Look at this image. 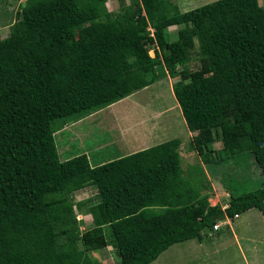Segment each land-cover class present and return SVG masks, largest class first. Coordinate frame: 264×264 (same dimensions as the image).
I'll return each mask as SVG.
<instances>
[{"label": "trees", "instance_id": "obj_1", "mask_svg": "<svg viewBox=\"0 0 264 264\" xmlns=\"http://www.w3.org/2000/svg\"><path fill=\"white\" fill-rule=\"evenodd\" d=\"M120 2L111 11L106 0H23L0 37V264H98L89 251L108 245L111 264H149L225 217L253 207L264 216V5ZM194 51L200 64L187 75L179 67ZM165 75L179 76L172 90L191 149L204 163L248 154L261 186L236 194L223 183L228 205H211L184 175L178 137L95 166L86 153L59 158L56 130ZM88 186L93 225L80 230L85 201L72 196Z\"/></svg>", "mask_w": 264, "mask_h": 264}, {"label": "rangeland", "instance_id": "obj_2", "mask_svg": "<svg viewBox=\"0 0 264 264\" xmlns=\"http://www.w3.org/2000/svg\"><path fill=\"white\" fill-rule=\"evenodd\" d=\"M168 1L176 4L175 0ZM199 1L201 2H198V0H190V3H199L196 5L199 6L213 0ZM22 2L23 0H0V37H5L8 34L9 23L17 19ZM259 3L264 5V0H259ZM105 4L111 11H118L121 7L120 0H106ZM179 27V25L167 27L166 31L170 41L177 38V30ZM149 54L154 56V50L150 49ZM199 58L200 56L194 51L191 54L190 61L180 66V70L189 75L190 72L199 67ZM155 70L161 76L166 74L162 66L156 67ZM178 78L179 76L170 78L169 80L167 75H165V77L157 80L145 90L127 98L125 97L122 101H119L120 103H115L114 109L117 114L116 116H118V119L122 116V120L114 119L116 116L110 114L108 109H101L98 114L94 115V113L84 118L82 123L76 124L75 122L78 120L67 123L65 126H72L71 124L75 126L70 127L66 132L69 133L72 128L76 129L80 125L85 126L82 132L85 133L86 129L90 132L88 136L90 138L89 142L94 141V139L98 141L103 139L104 142H108L105 149L112 156L125 153L122 149H118L116 140L118 137L115 134L117 132L115 131L114 133L110 128L113 125H116L113 128L116 130L119 129L118 127L120 125L122 127H128L127 124L134 123L137 120L139 122L140 120L144 126L156 127L159 138L156 135H152V137H155L153 142L156 144L174 137H179L182 140L180 156L182 157L181 167L184 175H195L193 176L196 177L195 182L197 180L200 182L202 185V194H208V201L212 205L217 204L221 206L225 203V200L229 199L227 196H230V193L224 184H227L228 188L234 189L233 192L236 194L261 186L263 178L260 175L259 168L254 163L253 158L249 157L248 154H241L236 159L226 157L225 154H222V161L217 162L214 160L211 163H204L203 165L201 156L197 151L188 149L189 139L187 132H189V129L180 109L177 111V118L175 120L176 127L169 129V124L172 123V120L171 116H167L171 113H165L167 102H170L171 99L173 100L170 94L169 83ZM153 114L157 116V118L154 116L157 120L150 117ZM113 120L114 123L110 124ZM178 124L181 125L180 128H177ZM145 130L143 128L142 133ZM127 137L131 138L129 135ZM81 144L85 145L82 142ZM212 147L219 149L221 144L220 142H214ZM93 151L91 150L90 155L94 156L97 153ZM199 170H201V174ZM224 189L227 190L228 194L220 195L219 190ZM214 190L217 194L214 193ZM95 193L96 189L93 186L85 187L73 193V203L85 201L81 211L78 210L79 212L77 213V218L81 220L80 230H86L93 225L91 215L87 214V207L93 203V201L91 202L89 200L93 198ZM222 198L224 199L221 200ZM219 200L221 201L219 202ZM209 232L211 235H206V232L202 231L203 239L201 243L197 241V238H193L172 244L149 264H259L254 258L256 257V253L264 255V216L257 208L244 212L238 218H233L230 224L221 223L219 230H210ZM89 255L92 259H97L98 264H111L117 259L110 245L101 249L91 250L89 251ZM261 262L264 264V257H262Z\"/></svg>", "mask_w": 264, "mask_h": 264}, {"label": "crops", "instance_id": "obj_3", "mask_svg": "<svg viewBox=\"0 0 264 264\" xmlns=\"http://www.w3.org/2000/svg\"><path fill=\"white\" fill-rule=\"evenodd\" d=\"M175 1H176L177 6L179 7V9L181 11H186V10L192 9V8L196 7V5L199 4V3H196V4L190 3V0L189 1L188 0H175ZM198 2H201V1L198 0ZM167 77L170 80V77L168 75H167ZM169 84H170V86H169ZM169 84H168V86L170 87V94H171V97L173 98V100L171 99L170 102H167V105L165 106L166 107L165 108L166 109L165 113H171L170 115L167 116V117L171 116L172 123L169 124L170 125L169 129H171V128H175L176 127L175 120L177 118V111H179L178 109H180V108H179V105H178V103H177V101H176V99L174 97V94H173V90H172V87H171L172 86V82L169 83ZM148 87H150V85L147 86V87H144V88H142V89H140V90H138V91H136V92H134V93H132L130 95H128L127 97H129V96H131L133 94H136V93H138V92H140L142 90H145ZM151 95H152V93H151ZM119 101H122V99H120V100L108 105L105 108H102V110L103 109H108L110 114L116 116L117 114H116V111L114 109V105H115V103H117ZM100 111H101V109L96 111V112H94L95 114L94 113L93 114L96 115ZM113 112H115V114H113ZM154 116H156V115L153 114L150 117L156 119L157 116H156V118ZM86 117H89V115L85 116L84 118H86ZM84 118H82V120L81 119L78 120L75 123L76 124L82 123ZM114 119L122 120V116L119 117V119H118V116H116V117H114ZM113 123H114V120L112 122H110V124H113ZM71 125L72 126H70V125L65 126L64 125L62 128L56 130L55 133H54V140H55V145H56V148H57V152H58L59 158L61 160H66V159H69V158H71V157H73L75 155H78V154H81V153H86L88 158H89V162H90V164L92 166L99 165V164L105 163L107 161H110L112 159L119 158L121 156L128 155V154L133 153L135 151H138V150L145 149L147 147L153 146V144L155 145L156 143L153 142L155 137H152V135L153 136L154 135H156V136L158 135L156 127L144 126L140 120H139V122L137 120L134 123L127 124L128 127L127 126L126 127H122L120 125L118 127L119 129H116V130L113 129L114 126H116V125L110 126V128L112 129V131L114 133H115V131L117 132L115 134H117V137H118L116 139L117 143H118V149H122L125 152L122 155L112 156L109 152H106V149H105L106 145L108 144V142H104L103 139L101 141H98L97 139H94V141L89 142L90 138L88 136L90 135V132L86 129L85 130L86 132L83 133L82 131H83V128L85 126H81V125L78 126V127L76 126L77 127L76 129L72 128V130L69 133L66 132L67 129H69L70 127H74L75 126L73 124H71ZM180 127H181V125L178 124L177 128H180ZM143 128L146 129L145 132L146 131H149V132L142 133L143 132L142 131ZM108 129H109V127H108ZM131 131H133V132H131ZM151 132H152V134H151ZM192 133L193 132H191V131L187 132V134H188L187 137L189 139V141H188V149H190V150H192L191 146H190V142H191V139H192V136H193ZM127 135L131 136V138H128ZM157 138H159V136H157ZM180 140H181V138H180ZM81 142L85 143V145L81 144ZM181 143H182V140H181ZM181 143H180V146H181ZM74 145H77V146H74ZM91 150H94L93 152H96L97 154H95L94 156L90 155ZM179 152H180V147H179ZM202 164L204 165V162ZM208 177H210V176H208ZM224 190H225V192H224ZM224 190H219L220 195L227 193V190L226 189H224ZM214 193L217 194L215 192V190H214ZM227 197L230 198L229 195ZM223 199L224 198H222L221 200H223ZM221 200H219V202ZM227 201L229 202V199L225 200V203L221 205L222 208H225L228 205ZM253 209H255V207L250 208V209H248L245 212L252 211ZM243 213L238 214L237 218ZM232 219L233 218H231L228 221V224H230V221ZM222 223H224V222H222ZM217 230H219V229H217ZM202 239H200V240L197 239V241L199 243H201ZM262 257H264L263 254L256 253V257H254V258L256 259V261H258L259 264H262V262H261ZM254 261H253V263H254Z\"/></svg>", "mask_w": 264, "mask_h": 264}, {"label": "built area", "instance_id": "obj_4", "mask_svg": "<svg viewBox=\"0 0 264 264\" xmlns=\"http://www.w3.org/2000/svg\"><path fill=\"white\" fill-rule=\"evenodd\" d=\"M237 216H238V214H235L233 218H235V217H237ZM229 220H230V218L225 217L224 220L217 221V222L213 225V229H212V230H217V229H219L220 224H221L222 222L228 224V221H229ZM208 235H211L210 232H208Z\"/></svg>", "mask_w": 264, "mask_h": 264}, {"label": "clouds", "instance_id": "obj_5", "mask_svg": "<svg viewBox=\"0 0 264 264\" xmlns=\"http://www.w3.org/2000/svg\"><path fill=\"white\" fill-rule=\"evenodd\" d=\"M229 218V217H228ZM233 218V217H232ZM231 219V218H230Z\"/></svg>", "mask_w": 264, "mask_h": 264}]
</instances>
